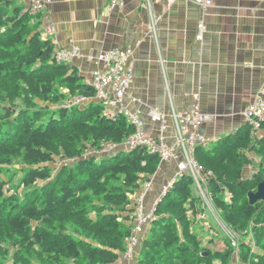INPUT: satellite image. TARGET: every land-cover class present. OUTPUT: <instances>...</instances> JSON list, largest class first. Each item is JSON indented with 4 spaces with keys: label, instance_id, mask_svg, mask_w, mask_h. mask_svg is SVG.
<instances>
[{
    "label": "trees",
    "instance_id": "obj_1",
    "mask_svg": "<svg viewBox=\"0 0 264 264\" xmlns=\"http://www.w3.org/2000/svg\"><path fill=\"white\" fill-rule=\"evenodd\" d=\"M41 26V13L0 0V264L119 262L135 226L131 196L160 160L141 148L97 153L122 145L135 126L95 103L66 107L95 89L76 67L56 61ZM252 155L257 172L244 178ZM195 157L214 208L239 236L241 263L264 264V201L251 205L249 198L264 180V123L261 130L245 124L212 148L198 146ZM57 158L69 163L55 169ZM206 210L193 177L179 175L156 206L136 264H232L236 249L227 235L224 250L207 246L215 239Z\"/></svg>",
    "mask_w": 264,
    "mask_h": 264
},
{
    "label": "crops",
    "instance_id": "obj_2",
    "mask_svg": "<svg viewBox=\"0 0 264 264\" xmlns=\"http://www.w3.org/2000/svg\"><path fill=\"white\" fill-rule=\"evenodd\" d=\"M110 1L53 0L41 13L42 36L53 41L56 51L80 50V56L67 64L77 68L85 83L91 84V73L98 67L90 58L109 49L133 47L129 92L134 100L128 98L126 106L144 120L148 135L164 134L173 144L171 102L178 113L199 104L210 117L201 128L211 140L206 148L246 124L244 110L258 96L264 99V0H216L206 10L192 0H125L123 8H110ZM17 3L29 11L30 0ZM153 17L159 19L156 35L149 30ZM200 23L206 30L198 41ZM151 111L166 115L165 132L161 122L151 121ZM252 160L254 165L245 168L244 178L257 172L258 160ZM178 174L176 163L160 162L145 198L148 209ZM202 218L214 235L209 216ZM207 246L214 250L213 245ZM141 247L133 260L122 255L118 263L136 264ZM232 264H242L239 255Z\"/></svg>",
    "mask_w": 264,
    "mask_h": 264
},
{
    "label": "built area",
    "instance_id": "obj_3",
    "mask_svg": "<svg viewBox=\"0 0 264 264\" xmlns=\"http://www.w3.org/2000/svg\"><path fill=\"white\" fill-rule=\"evenodd\" d=\"M176 0H168L174 3ZM203 10L211 7L216 0H192ZM31 6L29 11L33 14L44 12L53 0H30ZM125 0H111L110 8H123ZM157 17L152 18V23L149 26L151 35H156ZM199 35L197 40H203L206 25L199 24ZM135 53V48L127 47L125 49H109L101 52L97 57L90 58L98 66L91 73V85L95 89L94 97L78 96L69 100L66 107L72 106H87L90 103L101 105L104 113L109 117H115L119 114L125 115L128 120L135 126V133L128 137L124 143V150H133L141 148L146 150L148 154L157 156L160 162H173L177 164L179 175L188 174L193 177L203 200L210 195L207 186L206 170L200 165L195 157V150L198 146H207L211 140L207 139L202 133L201 128L209 121L210 117L203 113L199 104H196L190 111L178 113L176 112L173 103L171 102V118L174 124L173 144H170L164 134L158 137L150 136L145 131L144 120L139 114L130 112L126 106V100L132 98L130 88L133 82V69L130 66ZM56 61L58 63H67L69 60L80 56L78 48L71 50L56 51ZM198 99V95L194 96ZM150 119L152 122L162 123V132L168 128L166 115L151 111ZM243 117L246 124H250L254 130H261L264 123V99L261 96L247 106L243 112ZM118 148L117 145L106 144L97 153L104 154L112 152ZM208 175H211L209 173ZM177 178V177H176ZM174 178L167 182L161 189V196L150 209L146 207L145 198L147 193L153 187L152 179L141 186L137 194L131 196L132 213L131 217L135 222L132 235L127 240V251L123 254L124 259L133 260L135 251L142 245L145 240L147 228L151 225L155 218V210L161 198L172 188L175 181ZM232 242V246L236 248L237 255L239 249L238 234L226 233ZM138 235H142L140 240ZM109 264H119L118 262Z\"/></svg>",
    "mask_w": 264,
    "mask_h": 264
},
{
    "label": "rangeland",
    "instance_id": "obj_4",
    "mask_svg": "<svg viewBox=\"0 0 264 264\" xmlns=\"http://www.w3.org/2000/svg\"><path fill=\"white\" fill-rule=\"evenodd\" d=\"M67 104V103H66ZM125 149V146L123 145H119L118 148L112 152H107V153H104V155L108 154H114L115 152H117L118 150H124ZM88 156L92 154V152H89L87 153ZM252 157H254V155H252ZM69 163L68 160H61L60 158H57L56 162L53 163V168L55 169H59L63 164H67ZM258 163V162H257ZM20 162H17V165L15 166L17 168H21L22 166L19 165ZM8 177V175H7ZM6 177V178H7ZM22 179V175L20 173L17 174V176L14 178L13 180V183L11 184L14 188H16L18 186V184L20 183ZM153 188V187H152ZM151 188V190H152ZM196 188L199 192V194L201 195V192L199 191L197 185H196ZM151 190L148 192L150 193ZM147 193V194H148ZM147 196V195H146ZM205 204H206V213L207 216H209V221L213 224V227H214V232L215 234L212 235L214 237V242L213 243H210V245H213V249L214 250H224L226 247H225V244H224V239H225V235H227L226 233L229 232V233H233V234H237L235 231L233 230H230L226 225L225 223L222 221L221 219V216H220V212H218L215 208H214V205L212 204V199H211V195H208L206 197V199L204 200ZM151 210V208H150ZM206 219V218H204ZM207 220V219H206ZM228 237V235H227ZM204 238H206L205 240H208L209 237L205 236ZM229 238V237H228ZM236 249V248H235ZM237 250V249H236ZM237 252V251H236ZM235 252V255H237V253ZM239 255V253H238Z\"/></svg>",
    "mask_w": 264,
    "mask_h": 264
},
{
    "label": "water",
    "instance_id": "obj_5",
    "mask_svg": "<svg viewBox=\"0 0 264 264\" xmlns=\"http://www.w3.org/2000/svg\"><path fill=\"white\" fill-rule=\"evenodd\" d=\"M250 204L255 205L259 201H264V180L259 184L255 193H249ZM206 253H204V256Z\"/></svg>",
    "mask_w": 264,
    "mask_h": 264
}]
</instances>
